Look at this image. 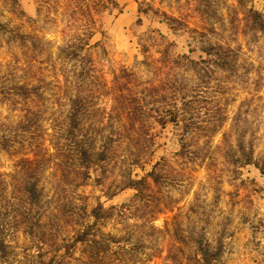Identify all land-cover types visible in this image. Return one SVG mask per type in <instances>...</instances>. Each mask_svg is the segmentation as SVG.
Here are the masks:
<instances>
[{"label": "rangeland", "instance_id": "obj_1", "mask_svg": "<svg viewBox=\"0 0 264 264\" xmlns=\"http://www.w3.org/2000/svg\"><path fill=\"white\" fill-rule=\"evenodd\" d=\"M115 1L116 5L110 0H19L14 12L0 1V21L39 37L36 45L26 47L17 41L8 42L0 34V124L13 123L23 108H33L31 102L8 91L16 81L34 80L45 95L37 99L34 108H42L39 121L47 126L59 105L53 93L57 88L55 69L61 60L66 67L72 66L65 56L57 58L58 47L88 37L87 53L95 66L90 83L93 130L121 138L117 122L106 118L112 72L128 67L144 83L151 81V64L143 62L141 43L155 53L160 47L157 32L161 33L163 42L173 43L171 51L187 54L197 62L188 70H170L167 79L191 92L186 117L204 129L196 133L197 146L203 145V149L194 161L187 162L175 155L186 134L180 127L150 123V129L145 128L151 134L147 136L152 150L150 162L142 168L132 167L131 176H142L161 157L168 163L161 170L162 182L147 191L149 206L141 212L150 214L147 211L156 202L173 210L163 209L155 213L153 221L144 222L138 232L143 248L139 259L129 264H196L192 240L197 238L210 245L212 252L217 249L212 264H264V33L254 32L244 15L245 8L252 7L264 17V0H244L242 5L237 0ZM209 41L226 42L237 50L234 73L215 72L203 78L195 75L193 68L206 64L200 61L197 46ZM148 118L153 121V117ZM217 121L219 125L214 126ZM120 142L102 170L93 171L82 186L68 188L69 198L76 199L68 210L56 206L57 172L53 167L43 171L40 184L49 201L40 222L45 233L52 232L57 240L64 237L80 204L90 209L98 202L107 207L129 201L134 189L114 191L132 157L131 144ZM237 145H242L244 153L252 151L250 162H233L241 156ZM20 152L0 150V172L6 177L14 171ZM255 160L257 163H253ZM174 213L177 216L173 221L180 225L173 229L184 240L181 243L173 241L169 225L165 228ZM135 220L129 218L130 222ZM10 223L17 225L13 220ZM150 224L163 230H151ZM103 229L116 235L124 232L116 221H107ZM170 243L175 245L169 252ZM9 244L8 264H41L50 251L47 246H37L18 225L10 234ZM149 253L153 256L145 259ZM80 254L78 247L61 264H77Z\"/></svg>", "mask_w": 264, "mask_h": 264}, {"label": "trees", "instance_id": "obj_2", "mask_svg": "<svg viewBox=\"0 0 264 264\" xmlns=\"http://www.w3.org/2000/svg\"><path fill=\"white\" fill-rule=\"evenodd\" d=\"M0 1L6 4L11 12L18 10L19 0ZM110 1L116 5L115 0ZM243 1L237 0V3L242 5ZM244 15L246 23L254 32L264 33V17L260 10L248 7L245 8ZM0 34L5 36L6 41H17L26 47L30 44L36 45L39 38L37 35L8 27V24L2 21ZM88 35L91 36V33ZM157 36L160 47L155 53L150 52L147 46L141 43L143 62L147 66L151 64V81L144 83L136 71L128 67H121L117 72H112L108 86L110 103L106 118L117 122V128L121 132V138L118 136V139H113L109 134H102L101 130H93V88L90 83L95 66L87 53L86 47L90 46L88 37L58 47L57 58H61L60 55L65 56L72 66L66 67L61 60L59 67L55 69L57 88L53 93L55 103L59 105L51 113L47 126H43L39 121L42 108H34L38 104L37 99L45 97L40 86L34 80L13 83L8 92L22 101L31 102L34 106L23 108V112L13 123L0 124V150L21 151L15 158L14 171L8 177L0 172V264H8L9 238L17 225L37 246H47L50 249L47 256L42 258L41 264H61L63 259L71 256L78 247H81V254L76 258L77 264L134 263L139 259L143 248L144 241L138 232L144 222L153 221L155 213L163 209L173 210V207L163 203L159 206L156 202L151 204L147 211H150V214L141 212L142 208L149 206L147 191L150 192L153 186L162 182L161 170L168 163L164 157L155 161L151 169L142 176H131L132 167L142 168L145 162H150L149 151L152 150H149L151 143L148 142L147 136L150 137L151 134L145 131V128L150 129V123H157L161 127L171 123L186 133L180 139L179 148L175 152L177 158L187 162L194 161L203 149V145L197 146L196 133L204 129L191 117H186L192 102L191 92L167 79L170 70L176 73L179 69L188 70L190 64L197 62L187 54L171 51L173 43L163 42V35L159 32ZM197 48L201 54L200 61L206 62L202 67L193 68L197 77L203 78L215 72L236 71L237 50L228 43L209 41ZM146 83L148 84L145 85ZM142 84L145 86L142 87ZM148 104H153V107ZM149 116L153 117V121ZM217 122L214 126L219 125ZM124 139L125 144L132 146V157L128 163V171L121 175L114 191L134 189L129 201L107 207L98 202L90 209L85 204H80L78 212H74V222L64 237L57 240L52 232L45 233L40 222L49 201L45 199L44 189L40 184L43 171L47 167H53L57 172L55 192L53 191L56 206L68 210L69 207L73 208L72 204L76 202L75 198H69L66 193L68 188L82 186L91 178L93 171L102 170L108 163L110 154L123 143L120 140L125 141ZM237 149L241 150V156L234 158L233 162L251 161L252 151L244 153L242 145H237ZM253 163H257V160ZM176 216L174 213L169 217L165 228L168 229L169 225L173 241L181 243L184 240L178 231L173 229L180 225L177 221L175 225L173 221ZM131 217L136 220L130 222ZM11 220L17 222V225L11 224ZM107 221L119 222L124 232L116 235L105 231L103 227ZM150 225L151 230H163L154 224ZM174 245L169 244V252ZM192 246L196 254V264H212L217 257V249L212 252L211 246L203 244L199 238L192 240ZM146 255L145 259L153 256L150 253ZM165 258L168 260L169 255Z\"/></svg>", "mask_w": 264, "mask_h": 264}]
</instances>
